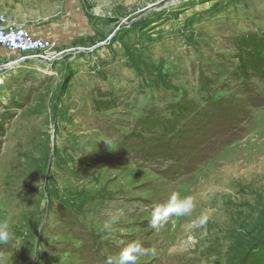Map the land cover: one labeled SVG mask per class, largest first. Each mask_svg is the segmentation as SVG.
I'll list each match as a JSON object with an SVG mask.
<instances>
[{
	"label": "rangeland",
	"instance_id": "1",
	"mask_svg": "<svg viewBox=\"0 0 264 264\" xmlns=\"http://www.w3.org/2000/svg\"><path fill=\"white\" fill-rule=\"evenodd\" d=\"M206 1L0 0L55 42L0 71V264H264V0Z\"/></svg>",
	"mask_w": 264,
	"mask_h": 264
},
{
	"label": "clouds",
	"instance_id": "2",
	"mask_svg": "<svg viewBox=\"0 0 264 264\" xmlns=\"http://www.w3.org/2000/svg\"><path fill=\"white\" fill-rule=\"evenodd\" d=\"M46 204L47 201H45ZM195 205L196 201L192 195L182 196L179 192H172L165 202L153 207L149 221L150 226L155 229L162 223L167 222L172 216H188L194 211ZM207 221V214L202 213L192 222L191 227H203ZM11 239L10 225L7 221H0V245L8 244ZM147 251L142 242L132 241L123 246L114 259L108 257L106 264H137L138 257L146 254Z\"/></svg>",
	"mask_w": 264,
	"mask_h": 264
},
{
	"label": "built area",
	"instance_id": "3",
	"mask_svg": "<svg viewBox=\"0 0 264 264\" xmlns=\"http://www.w3.org/2000/svg\"><path fill=\"white\" fill-rule=\"evenodd\" d=\"M55 42L38 36L22 25H0V47L12 54H19L22 59L47 58ZM14 63H17L14 60ZM1 82V80H0Z\"/></svg>",
	"mask_w": 264,
	"mask_h": 264
},
{
	"label": "crops",
	"instance_id": "4",
	"mask_svg": "<svg viewBox=\"0 0 264 264\" xmlns=\"http://www.w3.org/2000/svg\"><path fill=\"white\" fill-rule=\"evenodd\" d=\"M160 1H163V0H160ZM189 2L191 0H169L167 1L166 0V4H170V5H173V4H181V3H184V2ZM208 1V0H207ZM206 1V3H208V7L211 6L213 3L217 2V0H209L208 2ZM204 6L205 3H202L198 6H196V4H193L191 5L193 8H191L189 10L190 11H193L195 9H197L199 6ZM195 6V7H194ZM205 7V6H204ZM30 31H32L34 34L38 35V36H43V35H40L38 34L36 31H34L32 28H29ZM44 37V36H43ZM7 54L8 56H11L12 53L8 52L7 50H5L4 48H1L0 47V71L2 70H5V69H11L15 66L16 63H14V60H10L11 58L10 57H6Z\"/></svg>",
	"mask_w": 264,
	"mask_h": 264
},
{
	"label": "trees",
	"instance_id": "5",
	"mask_svg": "<svg viewBox=\"0 0 264 264\" xmlns=\"http://www.w3.org/2000/svg\"><path fill=\"white\" fill-rule=\"evenodd\" d=\"M257 54L259 53L260 55H263L264 56V48H257ZM220 104V103H219ZM226 104H228V103H226ZM216 105V104H215ZM214 106V105H213ZM224 108L223 109H221V108H218V105H216V108H217V112H218V114H220V115H222V113L224 114L226 111H228L229 109H230V106H228V107H225V106H223ZM236 112H237V110H236ZM162 127H165V126H162ZM167 143V142H166ZM261 250H264V248L263 247H261ZM261 256H262V254H260ZM261 256H258L261 260H262V258H261ZM257 257V258H258ZM263 261H264V258H263ZM262 261V262H263Z\"/></svg>",
	"mask_w": 264,
	"mask_h": 264
}]
</instances>
